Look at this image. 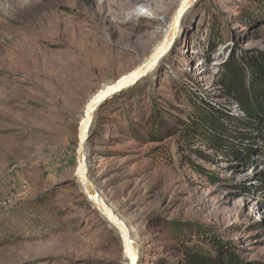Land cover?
<instances>
[{
  "label": "rangeland",
  "instance_id": "374dc122",
  "mask_svg": "<svg viewBox=\"0 0 264 264\" xmlns=\"http://www.w3.org/2000/svg\"><path fill=\"white\" fill-rule=\"evenodd\" d=\"M183 2L0 0V264H128L77 183L79 129L92 97L160 47ZM29 40L37 63L7 78ZM83 60L94 68L71 73ZM254 60L264 65V0H197L160 69L96 114L89 176L139 264H186L185 249L264 264V131L248 132L247 160L179 126L191 88L244 118L219 77L235 61L250 86Z\"/></svg>",
  "mask_w": 264,
  "mask_h": 264
},
{
  "label": "trees",
  "instance_id": "16d2710c",
  "mask_svg": "<svg viewBox=\"0 0 264 264\" xmlns=\"http://www.w3.org/2000/svg\"><path fill=\"white\" fill-rule=\"evenodd\" d=\"M241 70L239 64L233 61L219 78L228 98L235 103L244 118L234 116L227 107L211 103L204 94L196 93L191 88L184 92L193 108L192 113L188 114L187 121L179 125L181 131L192 139L203 140L206 146L223 155L232 153V156L237 157H245V154L252 152V147L243 143L244 140L253 143L257 139L255 135L248 133L250 130L264 131V65L254 60L251 65L253 80L250 86L246 85V78ZM258 139L264 142V132H260ZM245 159L249 160L250 156ZM183 254L186 264H239L228 256L206 258L187 249Z\"/></svg>",
  "mask_w": 264,
  "mask_h": 264
},
{
  "label": "water",
  "instance_id": "95a60500",
  "mask_svg": "<svg viewBox=\"0 0 264 264\" xmlns=\"http://www.w3.org/2000/svg\"><path fill=\"white\" fill-rule=\"evenodd\" d=\"M197 0H184L179 12L175 15L170 30L160 47L137 70L130 73L112 85L106 86L92 97L86 106L84 117L79 129V145L77 150V183L82 189L83 195L95 208L99 215L119 234L123 252L128 264H139V248L132 239L129 227L115 213V211L101 199L94 183L89 176V164L87 159L88 144L91 140V130L98 111L110 100L137 87L149 76L154 75L161 67L162 62L173 52L182 30V24L187 12Z\"/></svg>",
  "mask_w": 264,
  "mask_h": 264
},
{
  "label": "bare ground",
  "instance_id": "6f19581e",
  "mask_svg": "<svg viewBox=\"0 0 264 264\" xmlns=\"http://www.w3.org/2000/svg\"><path fill=\"white\" fill-rule=\"evenodd\" d=\"M14 51L17 53V56H14L11 59V63L14 65V67L12 66L11 71H10L11 73L9 74L10 76H7V78H15V75H17L16 72H17L18 68H20V67H23L25 71H29L30 65H34L38 61L37 57L39 55V48L37 46H35V44H33V42H31L30 40L27 42H24V44L17 47ZM85 63H86V61H84V60L81 62L77 61L76 62L77 65L75 66V68H73L71 73H73L75 75H80L82 72L87 73L88 71H90L94 68L93 67L94 62L86 63V64ZM24 70L22 69V71H24ZM127 76H129V74ZM101 199H103V198H101ZM103 201H105V200L103 199Z\"/></svg>",
  "mask_w": 264,
  "mask_h": 264
}]
</instances>
